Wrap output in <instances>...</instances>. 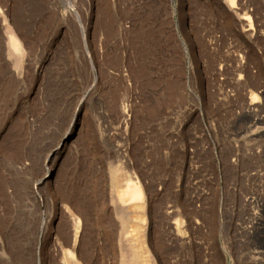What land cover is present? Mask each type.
Returning a JSON list of instances; mask_svg holds the SVG:
<instances>
[{
  "label": "rangeland",
  "instance_id": "obj_1",
  "mask_svg": "<svg viewBox=\"0 0 264 264\" xmlns=\"http://www.w3.org/2000/svg\"><path fill=\"white\" fill-rule=\"evenodd\" d=\"M0 264H264V0H0Z\"/></svg>",
  "mask_w": 264,
  "mask_h": 264
},
{
  "label": "bare ground",
  "instance_id": "obj_2",
  "mask_svg": "<svg viewBox=\"0 0 264 264\" xmlns=\"http://www.w3.org/2000/svg\"><path fill=\"white\" fill-rule=\"evenodd\" d=\"M13 38V37H12ZM11 38V39H12ZM14 39V38H13ZM12 39V40H13ZM15 41V40H14ZM13 41V42H14ZM12 43V42H11ZM17 48V47H16ZM15 48V49H16ZM15 54V52H14ZM16 56V55H15ZM141 185L139 184L138 181H133L132 177H128L127 178V182H126V187L124 189H121L119 191V196L117 198V201H122V200H135V199H139L140 195H141ZM117 197V196H116ZM254 212V211H253ZM74 234H73V240L75 241L76 236H77V232H78V220L76 221V223L74 224Z\"/></svg>",
  "mask_w": 264,
  "mask_h": 264
}]
</instances>
